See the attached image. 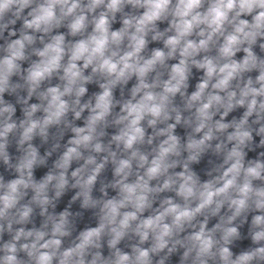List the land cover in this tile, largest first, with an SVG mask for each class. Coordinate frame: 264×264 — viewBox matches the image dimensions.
<instances>
[{"label": "clouds", "instance_id": "9594fccd", "mask_svg": "<svg viewBox=\"0 0 264 264\" xmlns=\"http://www.w3.org/2000/svg\"><path fill=\"white\" fill-rule=\"evenodd\" d=\"M0 264H264V0H0Z\"/></svg>", "mask_w": 264, "mask_h": 264}]
</instances>
